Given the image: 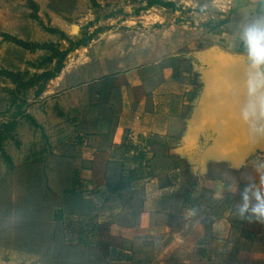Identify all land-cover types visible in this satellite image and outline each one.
I'll list each match as a JSON object with an SVG mask.
<instances>
[{"label":"crops","instance_id":"crops-1","mask_svg":"<svg viewBox=\"0 0 264 264\" xmlns=\"http://www.w3.org/2000/svg\"><path fill=\"white\" fill-rule=\"evenodd\" d=\"M233 1L225 12L202 10V19L208 18L202 62L213 67L202 73V98L212 96L208 108L202 105V118L197 108L185 116L191 104L180 90L185 72L148 68L179 56L184 44L173 37L155 40L151 32L149 41L137 42L128 55L125 46L103 39L126 19L71 49L69 63L65 60L38 93L29 113L47 128L48 154L70 166L57 209L68 222L58 236L71 256L86 249L92 255L88 264H144L200 244L205 254H264V225L241 220L235 214L239 195L228 190L258 180L254 164L264 162V139L253 140L231 110L218 112L221 92L235 95L243 87L247 61L239 29L264 10L257 0ZM160 8L170 10V16H156L170 23L167 34L175 35L182 26L174 17L187 8ZM153 10L157 7L148 8ZM182 13L199 16L194 9ZM139 17L135 13L133 22ZM90 24L89 35L101 25ZM225 122L236 128L224 129ZM218 181L224 183L219 195ZM19 254L23 262L15 259ZM36 256L0 247V264H41Z\"/></svg>","mask_w":264,"mask_h":264},{"label":"rangeland","instance_id":"rangeland-1","mask_svg":"<svg viewBox=\"0 0 264 264\" xmlns=\"http://www.w3.org/2000/svg\"><path fill=\"white\" fill-rule=\"evenodd\" d=\"M165 1L174 3V7L167 8H187L174 17L173 23L182 26L181 29L175 27V35L167 34L171 24L156 16L157 13L170 16V10L153 5L157 10L148 11L151 7L148 0H0V127L12 120L17 122L13 131L4 133L3 151H0V247L36 253L40 259L35 260L41 264H70L74 258L78 259L77 264H88L92 256L85 253L86 249L71 256V250L58 236L68 223L61 221L57 207L62 191L70 182V166L48 154L51 145L47 128L34 119L33 111L29 113L48 81L41 74L45 71L57 73L61 58L57 52H67L64 66L65 60L69 63L71 57L68 55L76 45L87 38H100L98 33L103 31L102 28L112 30L124 19L126 25L109 31L103 39L115 40L125 46L128 55L134 52L137 42L149 41L148 33L155 32V40L165 42L173 37L176 44H184L179 56L184 54L185 57L171 54L148 68L156 71L172 67L185 72L187 78L180 80L183 84H180V90H184V97L188 96L187 100L191 102L185 109V116L197 108L196 116L202 118V105L208 108L212 101L208 94L202 98V73L213 68L212 64L202 62L201 39L205 31L203 26L208 21V18L202 19V10L216 13L222 8L225 12L223 10L234 1L212 0L210 5L209 0ZM203 6H207L206 9ZM188 9L198 11L199 16L182 13ZM135 13L141 16L137 23L132 18ZM123 14L128 18L122 17ZM94 21L101 25L97 27L98 31L95 29L89 35L88 27ZM62 26L65 31L61 30ZM6 34L26 42L47 43L51 47L26 49L6 38ZM104 49L111 50L109 47ZM200 145L193 144L196 149ZM195 248L191 251L185 247L176 248L171 255L144 264H264V254L221 256L203 253L202 244ZM213 248L214 245L210 251ZM22 257L19 254L15 259L23 262Z\"/></svg>","mask_w":264,"mask_h":264},{"label":"clouds","instance_id":"clouds-1","mask_svg":"<svg viewBox=\"0 0 264 264\" xmlns=\"http://www.w3.org/2000/svg\"><path fill=\"white\" fill-rule=\"evenodd\" d=\"M264 10V0H257ZM247 71L243 89L247 102L241 108L239 120L249 129L253 140L264 139V16L243 24L238 33ZM258 180L250 181L241 188L229 185L228 190L239 195L235 214L241 220L264 225V162L254 164ZM224 189L222 181L217 182V194Z\"/></svg>","mask_w":264,"mask_h":264},{"label":"trees","instance_id":"trees-1","mask_svg":"<svg viewBox=\"0 0 264 264\" xmlns=\"http://www.w3.org/2000/svg\"><path fill=\"white\" fill-rule=\"evenodd\" d=\"M147 4H148V6L161 5L164 7H174L173 2L165 1V0H148ZM34 6L37 8L36 4H34ZM6 38L13 40L16 44H18V45H20L26 49L33 50V49H37V48L51 47V45L47 44V43L26 42L24 40L17 39V38H15L9 34H6ZM57 53L61 55V58L58 61V66H57V72H59V71H61V69L63 67V60H64L65 56L67 55V52H57ZM51 59H52V57L49 58V60H51ZM55 74H56L55 72L45 71L41 75L47 79H50L53 76H55ZM16 124H17L16 120H12L10 122L3 123L2 126L0 127V151H3V141L5 139L4 133L13 131L16 127Z\"/></svg>","mask_w":264,"mask_h":264},{"label":"water","instance_id":"water-1","mask_svg":"<svg viewBox=\"0 0 264 264\" xmlns=\"http://www.w3.org/2000/svg\"><path fill=\"white\" fill-rule=\"evenodd\" d=\"M77 27L78 26H75V28H77ZM246 102H247V97L245 95L243 87H242V89H240L239 93L235 94V95L234 94L227 95L225 93V91L223 90L219 96L218 112L226 111V112H229V114H230V110H231L232 115H234L235 118L238 119L240 110L245 105ZM221 126L224 127V129H233L234 130L236 128V126L230 122H228V123L225 122ZM238 130L243 133L246 130V127L238 128Z\"/></svg>","mask_w":264,"mask_h":264},{"label":"built area","instance_id":"built-area-1","mask_svg":"<svg viewBox=\"0 0 264 264\" xmlns=\"http://www.w3.org/2000/svg\"><path fill=\"white\" fill-rule=\"evenodd\" d=\"M224 11V10H223Z\"/></svg>","mask_w":264,"mask_h":264}]
</instances>
